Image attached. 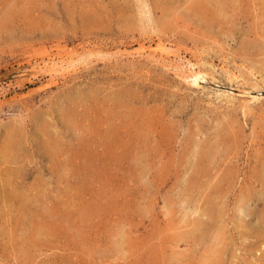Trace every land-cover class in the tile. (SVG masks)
Here are the masks:
<instances>
[{"label":"rangeland","instance_id":"1","mask_svg":"<svg viewBox=\"0 0 264 264\" xmlns=\"http://www.w3.org/2000/svg\"><path fill=\"white\" fill-rule=\"evenodd\" d=\"M199 1L0 0V186L8 180L30 197L37 188L43 195L27 206L6 201L0 264H264V190L249 184L254 158L264 155V48L251 75L239 47L253 38L264 45V7L242 0L237 11L227 9L214 45L201 33ZM149 17L166 28L161 59L128 54L154 44L142 32ZM70 57L81 63L68 73L39 70ZM197 60L213 79L192 85L178 66ZM225 71L240 77L228 81ZM139 111L168 134L164 158L150 171L131 148L110 156L104 145L108 119L134 114L133 132ZM225 113L239 121L235 129L241 125L223 176L230 182L196 209L197 194H216L186 189L190 167L176 170L170 161L188 127L201 122L194 140H207ZM71 114L77 128L63 120ZM127 139L117 135L118 143ZM251 194L245 217L238 207ZM37 223H51V232L38 235Z\"/></svg>","mask_w":264,"mask_h":264},{"label":"bare ground","instance_id":"2","mask_svg":"<svg viewBox=\"0 0 264 264\" xmlns=\"http://www.w3.org/2000/svg\"><path fill=\"white\" fill-rule=\"evenodd\" d=\"M173 1L174 0H165V4L166 5L171 4ZM241 1L242 0H201L198 2L195 8V11L200 15L202 22H203V28H202L201 33L204 31H207L209 34L208 35L209 37L207 39L210 40L212 44L219 45V40L217 36H219L222 33V29L218 28V31L216 35L214 36L212 32L215 26L219 25L220 18L223 17L227 9H232V10H235L236 8L239 9L242 4ZM250 1L253 3L259 4L260 6L259 8L264 7V0H250ZM141 4H143V2ZM142 8L145 9L143 5H142ZM140 12L142 14V15L140 14V17H142L141 19H143V16H145L146 11L144 12L140 10ZM148 12H149V9H148ZM145 21H146L145 22L146 25L149 28L147 31H142V32L150 36H155L156 40L154 44L148 45L147 47H141L133 52H129L128 54L131 56H135V55H142L145 53L148 56H151L153 58L156 57L155 55H159L160 56L159 58L161 59V57H165L167 48L165 46L164 39L160 35H164L166 33V28L163 26L164 24L162 25L160 24V26L159 24L158 26H152L151 24L149 25L148 23H150L151 21L153 22L152 18L150 19V17L147 18ZM258 36L257 38H259ZM259 42L261 41L254 40L253 38L252 40H244L239 45L241 53H242L240 54L241 59L244 62H247L248 66L246 67V69L251 75L254 74L253 66L256 63V59L253 60V57L255 55V58H256V52L264 48V45H260ZM212 49L213 48H211V50ZM87 55L90 57L93 56L90 53ZM105 57H107V55ZM80 63L81 62L77 61L73 57H70L65 61H58V62H47L46 61V62H43V64L39 67V70H42L43 72H45L47 76L56 77L59 74L68 73L69 71L75 70V67L79 65ZM206 65L207 64L206 63L204 64V62L201 60L199 61L197 60L196 62L187 61L183 64L180 63V65L178 66L179 68L178 74L180 78H182V80L186 81L187 83L189 84L191 83L192 85H197L198 80L204 79L205 77H208L210 80L213 79V75L211 73L212 71L209 72L210 69L207 70ZM167 68H170V66L168 65ZM225 74L227 76L228 81H232V82L236 81L240 77L239 75H235L234 73H229L228 71H225ZM243 110L245 114V109ZM66 114L68 115V113ZM138 114L142 116L141 120L137 123L133 122L130 124V126H134L133 132H130V130L128 129L129 125L127 124V122L131 119V117L134 114L131 116L124 115L122 118L119 117L118 121H116L115 123L113 122L114 120L113 117H111V119H108L107 121L108 131L106 130L107 135H105L106 139L104 140V145L110 156H112V152H116L117 150H120L121 152L123 151L127 152V149L131 148L132 150L130 152L134 153L135 155L134 157H136L137 159L139 158L141 161H145L147 165V171L148 170L150 171V169L156 163L161 162L164 158V150L166 146H168V143H169L168 140L166 139V137H168V134H167V131H165L163 134H161L162 132L157 131L156 127L152 126L151 119L147 116V114H144V113L142 114L141 111H139ZM72 116L73 114L69 115V117L68 116L65 117L63 120L66 125L71 126L73 128H77L78 123ZM118 116L119 114H117L116 117ZM221 120L222 121H218L217 123L216 130L213 134V137L211 138L209 137L207 140H203V141L194 140V138H198L197 136L199 132L202 131V124H200L201 122L199 123L197 120L195 122L196 124L194 123L195 126H194L193 131H191L192 129L188 127L187 132L189 134L187 133L186 137H188L189 139H187V141L185 142L184 147L181 146L182 148L178 151L177 158H175L174 160L172 159L170 161L171 164L169 167H172L173 169L176 168V170L185 164H187L188 167H190L191 171H190L189 179L187 180L186 183L184 182L186 184L185 186L186 189H200V188L203 190L210 189V190H213L214 193L216 194V196L214 195L211 196L210 194L205 195L203 194L204 192H200L199 194H197L198 198L196 200V207H197L196 209H198V204L202 201L203 198H207L206 200H209L213 197H218L215 190L220 189V187H222L224 183L230 182L229 177L223 178V176L225 174L230 173L229 168L231 167L227 165L226 163L228 162L227 160L233 159V158H230V155H231L230 152L235 147L236 135L241 125L239 129H235V125L239 121L237 122L236 117L235 119L229 118L228 113H225L222 116ZM126 127L129 131V134L127 132ZM123 129L125 130L122 131ZM155 133L159 135L158 139L156 138ZM118 134L120 135L123 134V136L129 135V139H127L126 142L118 143L117 141ZM48 142H51V144H53L55 148L56 143L54 140L50 139ZM140 160L138 161L140 162ZM254 160H255V164L253 168L255 170H254V174H252L254 176L252 177V179L249 178L250 182L249 181L248 182L251 185L259 187L260 190H264V155L259 153L257 157L254 158ZM231 163H232V160H231ZM221 167H224L226 170H223ZM169 169L167 167V164L162 162V165L159 167V170L158 169L156 170H158L160 174H166L167 170ZM9 182L10 181L8 180L2 181V184L0 186L1 188L0 189V193H1L0 194L1 195L0 214L2 212H8L7 206L9 205L6 202L8 199H11V200L15 199L18 201L20 200L19 202L21 206H25V205L27 206V203L29 201L38 202L41 198H43L42 190L39 188H37L35 192L33 193L34 196L30 197L29 192L27 193L24 190L19 191L18 190L19 188H17V186H12V184ZM157 182H158V178H157ZM190 194L192 195V192H190ZM259 199H262V197H259ZM252 200H254V196L252 194L241 197V201H240L241 204L238 207L239 213L245 214V217H247V215L250 214L251 211L250 212L245 211L246 209L244 210V207L248 204L247 202L252 201ZM190 213L194 215V213L196 212L192 211ZM50 225L51 223L49 224L46 223L45 225L41 223H37L35 224L34 229L36 233L40 235L41 233H44L45 231L48 233L49 232L48 227ZM50 232H51V229H50ZM33 245L34 243L32 242V244H30V247H34Z\"/></svg>","mask_w":264,"mask_h":264}]
</instances>
